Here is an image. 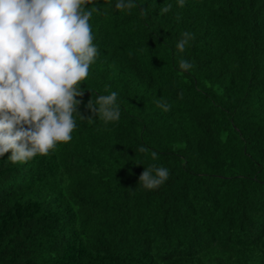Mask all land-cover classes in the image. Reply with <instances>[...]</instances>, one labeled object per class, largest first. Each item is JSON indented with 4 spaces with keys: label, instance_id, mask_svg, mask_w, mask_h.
<instances>
[{
    "label": "trees",
    "instance_id": "trees-1",
    "mask_svg": "<svg viewBox=\"0 0 264 264\" xmlns=\"http://www.w3.org/2000/svg\"><path fill=\"white\" fill-rule=\"evenodd\" d=\"M134 2L86 5L72 140L0 157V264H264V0ZM112 91L105 122L86 105ZM152 165L169 178L149 190Z\"/></svg>",
    "mask_w": 264,
    "mask_h": 264
},
{
    "label": "clouds",
    "instance_id": "clouds-1",
    "mask_svg": "<svg viewBox=\"0 0 264 264\" xmlns=\"http://www.w3.org/2000/svg\"><path fill=\"white\" fill-rule=\"evenodd\" d=\"M93 2L0 0V157L10 152L13 163L26 162L72 140L77 126L73 114L81 103L76 98L83 95L81 82L98 56L89 23L97 8L86 7ZM137 6L134 0L115 3L118 11ZM192 38L191 33H183L177 49L183 52ZM179 68L188 71L192 64L181 59ZM117 99L118 93L112 91L95 102L90 99L86 107L105 122L116 121ZM157 106L170 109L161 102ZM168 178L169 169L152 165L139 176V184L151 190Z\"/></svg>",
    "mask_w": 264,
    "mask_h": 264
}]
</instances>
